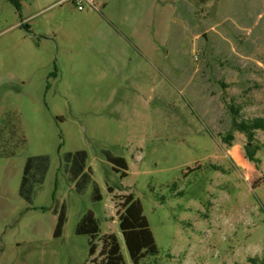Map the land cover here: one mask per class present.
I'll return each instance as SVG.
<instances>
[{
  "label": "rangeland",
  "instance_id": "rangeland-1",
  "mask_svg": "<svg viewBox=\"0 0 264 264\" xmlns=\"http://www.w3.org/2000/svg\"><path fill=\"white\" fill-rule=\"evenodd\" d=\"M20 1L0 0V264H101L75 233L87 212L132 264L114 198L129 194L158 250L140 264L264 262V131L234 124L264 120V0ZM29 157L49 160L31 200Z\"/></svg>",
  "mask_w": 264,
  "mask_h": 264
},
{
  "label": "trees",
  "instance_id": "trees-1",
  "mask_svg": "<svg viewBox=\"0 0 264 264\" xmlns=\"http://www.w3.org/2000/svg\"><path fill=\"white\" fill-rule=\"evenodd\" d=\"M13 5L20 6V0H9ZM237 130L244 133L248 138H252L254 131H264V120L257 118L251 122H234ZM232 136L229 135L225 140L229 143ZM246 156L249 160H253L254 152L249 150ZM106 160L113 165L116 171H122V177L126 176L127 163L125 158L113 155L109 150L104 151ZM64 161L67 170L71 176L77 180L76 188L82 190L91 180V167H87L88 154L86 151H77L74 153H67L64 156ZM49 168V160L47 157H29L26 161L24 172L22 176L20 193L27 200H31V189L35 183H40L44 180L45 174ZM112 192V188H109ZM101 195L95 187L94 199L100 200ZM117 202L118 218L120 230L123 236L124 247L126 248L132 264H140L148 255L157 253V246L150 229L149 223L143 213V207L139 199H135L132 194L123 197L115 196ZM65 222V213L61 212L59 215L55 235L59 236ZM75 233L79 235H89L90 249L89 255L92 256L96 252V241L102 242V249L99 256L102 257L101 264H125L124 257L121 251V244L114 234L100 235L99 224L91 212L85 213L78 222ZM256 258H250L251 264H258ZM259 261V260H258ZM264 264V262L259 263Z\"/></svg>",
  "mask_w": 264,
  "mask_h": 264
},
{
  "label": "bare ground",
  "instance_id": "bare-ground-1",
  "mask_svg": "<svg viewBox=\"0 0 264 264\" xmlns=\"http://www.w3.org/2000/svg\"><path fill=\"white\" fill-rule=\"evenodd\" d=\"M233 156L239 161L241 158H240V155L239 153L237 152V150L234 149V151L232 152Z\"/></svg>",
  "mask_w": 264,
  "mask_h": 264
},
{
  "label": "built area",
  "instance_id": "built-area-1",
  "mask_svg": "<svg viewBox=\"0 0 264 264\" xmlns=\"http://www.w3.org/2000/svg\"><path fill=\"white\" fill-rule=\"evenodd\" d=\"M94 1H95V0H88V2H89L91 5L94 3ZM80 3H81V1H80ZM77 7H78L79 10H82V9H83V6H81V5H77Z\"/></svg>",
  "mask_w": 264,
  "mask_h": 264
}]
</instances>
